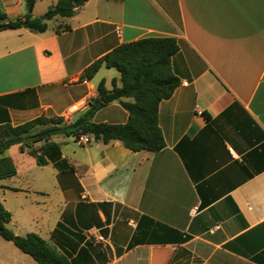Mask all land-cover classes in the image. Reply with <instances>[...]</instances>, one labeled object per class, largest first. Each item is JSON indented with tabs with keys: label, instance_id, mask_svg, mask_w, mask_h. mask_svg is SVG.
<instances>
[{
	"label": "crops",
	"instance_id": "crops-1",
	"mask_svg": "<svg viewBox=\"0 0 264 264\" xmlns=\"http://www.w3.org/2000/svg\"><path fill=\"white\" fill-rule=\"evenodd\" d=\"M56 1L37 0L32 17ZM0 14L15 21L28 10L0 0ZM145 38L178 46L179 86L158 106L164 148L55 135L59 156L37 166L11 146L16 172L0 180L6 227L37 234L71 264H264V0H88L43 33L0 31V125L72 122L100 81L110 90L119 78L102 67L79 81L84 70ZM127 120L118 102L92 118ZM0 264L36 263L0 237Z\"/></svg>",
	"mask_w": 264,
	"mask_h": 264
},
{
	"label": "trees",
	"instance_id": "trees-1",
	"mask_svg": "<svg viewBox=\"0 0 264 264\" xmlns=\"http://www.w3.org/2000/svg\"><path fill=\"white\" fill-rule=\"evenodd\" d=\"M22 1L28 14L15 21H7L5 15L0 14V31L24 28L33 33H43L48 21L70 18L88 0H57L45 13V20L31 15L37 0ZM177 52L178 46L173 38H145L121 44L82 73L79 81H90L100 68L105 67L114 69L119 78L111 80L110 90L103 80L100 81L96 97L88 102V109L72 122L65 123L61 117H39L18 126L0 125V180L11 178L16 172L12 161L3 157L11 146L19 145L20 151H27L37 166H45L47 158L59 156L58 145L50 141L55 135L75 140L80 135H88L103 145L117 141L132 152L161 151L165 144L158 126V106L169 99L179 86L171 67V59ZM113 102H118L127 112V122L122 125L94 124L92 118L95 113ZM10 219V213L0 203V237L3 240L11 242L36 264H71L37 234L14 235L6 227Z\"/></svg>",
	"mask_w": 264,
	"mask_h": 264
},
{
	"label": "built area",
	"instance_id": "built-area-1",
	"mask_svg": "<svg viewBox=\"0 0 264 264\" xmlns=\"http://www.w3.org/2000/svg\"><path fill=\"white\" fill-rule=\"evenodd\" d=\"M92 141H93V138L91 136H88V135H80L76 140V142H78L80 144H88Z\"/></svg>",
	"mask_w": 264,
	"mask_h": 264
},
{
	"label": "rangeland",
	"instance_id": "rangeland-1",
	"mask_svg": "<svg viewBox=\"0 0 264 264\" xmlns=\"http://www.w3.org/2000/svg\"><path fill=\"white\" fill-rule=\"evenodd\" d=\"M48 22H50V21H48ZM111 71H112L113 73H116L115 70H111ZM61 137H62V136H57V138L59 139V140H57V141H60V140L62 139ZM9 154H10L9 152L5 151L3 157H7ZM36 171H45V170H40V168H36Z\"/></svg>",
	"mask_w": 264,
	"mask_h": 264
},
{
	"label": "water",
	"instance_id": "water-1",
	"mask_svg": "<svg viewBox=\"0 0 264 264\" xmlns=\"http://www.w3.org/2000/svg\"><path fill=\"white\" fill-rule=\"evenodd\" d=\"M41 20H45V16L40 17Z\"/></svg>",
	"mask_w": 264,
	"mask_h": 264
}]
</instances>
